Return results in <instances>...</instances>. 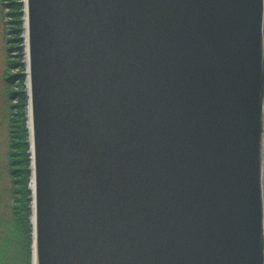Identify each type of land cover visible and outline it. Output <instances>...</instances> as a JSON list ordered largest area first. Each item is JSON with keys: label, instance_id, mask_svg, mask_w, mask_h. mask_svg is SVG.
<instances>
[{"label": "water", "instance_id": "water-1", "mask_svg": "<svg viewBox=\"0 0 264 264\" xmlns=\"http://www.w3.org/2000/svg\"><path fill=\"white\" fill-rule=\"evenodd\" d=\"M25 15L31 264H264V0Z\"/></svg>", "mask_w": 264, "mask_h": 264}, {"label": "trees", "instance_id": "trees-1", "mask_svg": "<svg viewBox=\"0 0 264 264\" xmlns=\"http://www.w3.org/2000/svg\"><path fill=\"white\" fill-rule=\"evenodd\" d=\"M2 2L3 6L9 8L10 21L20 26V0H10L8 3L2 0ZM12 31L21 34L19 28H14ZM17 40L21 41L19 36ZM14 77L6 74L4 82L10 83ZM17 77L20 79L19 86L23 89V76ZM10 93L18 102L13 106L9 105L10 109L15 107L17 110L15 113L10 110L7 115L9 133L7 173L10 184L0 205V264H31L30 192L27 188L30 164L26 142L28 132L23 110L26 97L23 90L10 91Z\"/></svg>", "mask_w": 264, "mask_h": 264}, {"label": "rangeland", "instance_id": "rangeland-1", "mask_svg": "<svg viewBox=\"0 0 264 264\" xmlns=\"http://www.w3.org/2000/svg\"><path fill=\"white\" fill-rule=\"evenodd\" d=\"M6 3L10 0H5ZM2 0H0V205L4 198L5 191L10 184L9 176L7 173V152L9 149V133H8V121L7 115L10 110L14 113L17 108L12 107L10 109L9 105H15L18 100L15 96H11L10 91H21L25 93V82L24 78L25 72L24 61H23V43L21 34H17L16 31H12L14 28L22 29L20 26H16V23L10 21V16L8 14L9 8L2 5ZM21 10V9H20ZM21 13V12H20ZM22 16V14H21ZM20 16V20L22 19ZM21 41L17 40V37ZM8 47L9 50L7 49ZM9 62V63H8ZM9 74L10 76H15L10 83L4 82V76ZM22 75L23 89L19 86L20 79L17 76ZM9 91V94H7ZM26 97V96H25ZM27 99L24 106V116L26 122V111ZM264 159V158H263ZM264 161V160H263ZM30 182V174L28 177V184ZM27 184V188H28ZM3 197V198H2ZM263 197H264V179H263Z\"/></svg>", "mask_w": 264, "mask_h": 264}, {"label": "bare ground", "instance_id": "bare-ground-1", "mask_svg": "<svg viewBox=\"0 0 264 264\" xmlns=\"http://www.w3.org/2000/svg\"><path fill=\"white\" fill-rule=\"evenodd\" d=\"M22 24H21V35H22V45H23V61H24V68H25V78H24V84H25V90L28 93V87H29V54H28V39H27V30H26V15H25V11H26V0H23V4H22ZM26 125H27V129L29 130V133H31V117H30V103L27 101V107H26ZM263 143H264V132H263ZM32 159V158H31ZM30 187H31V193H32V202L30 203V207H31V213L33 212L34 206H35V202L34 197H35V189H34V179H31L30 181ZM33 264H36V260L33 259Z\"/></svg>", "mask_w": 264, "mask_h": 264}]
</instances>
